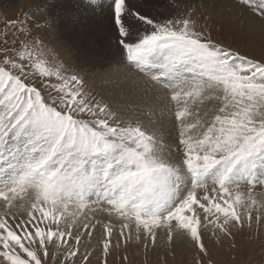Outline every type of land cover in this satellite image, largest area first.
Returning <instances> with one entry per match:
<instances>
[{"label": "snow or ice", "instance_id": "snow-or-ice-1", "mask_svg": "<svg viewBox=\"0 0 264 264\" xmlns=\"http://www.w3.org/2000/svg\"><path fill=\"white\" fill-rule=\"evenodd\" d=\"M230 4L264 31V0ZM170 6L153 16L134 0L85 3L129 69L115 101L28 24L43 10L55 28L58 4L8 21L19 35L0 47V264H90L80 249L97 229L102 264L161 232L186 239L194 264H213L207 239L264 224V55L206 35L194 0Z\"/></svg>", "mask_w": 264, "mask_h": 264}, {"label": "rangeland", "instance_id": "rangeland-1", "mask_svg": "<svg viewBox=\"0 0 264 264\" xmlns=\"http://www.w3.org/2000/svg\"><path fill=\"white\" fill-rule=\"evenodd\" d=\"M86 2L87 0H0V47H4L3 41L7 40V47L11 48L15 36L19 35L16 29L8 25V21L22 20L24 14L36 3H56L59 5L56 12L60 15V20L55 28L47 26L44 20L46 13L43 10L30 16L28 24L31 26L38 24L39 34L44 37L45 44L58 53L60 59L68 66L87 73L85 79L97 93L115 101L116 94L119 95L120 90L127 89L128 85L121 77L119 78L122 80L121 86H115L110 83L112 78L107 75L108 72L117 70L124 64L112 62L111 51L115 47L110 44L113 39L112 33L94 19L93 14L85 7ZM109 2L110 0H97L98 4L104 6ZM134 2L142 11L153 16H169L174 11L170 6L171 0H134ZM194 3L197 6L195 15L198 24L205 29L206 35L210 34L222 45L232 46L242 53L247 52L250 56L264 55V31L259 25H250L246 22L247 17L244 19L234 17L231 8L225 13L219 12L213 0H194ZM223 5L231 7L230 3ZM77 10L79 15H72ZM83 57L87 61L84 66L78 62V59ZM47 60L50 64L56 62L55 56L52 55L47 56ZM127 71L129 70L126 68ZM51 82H55V77L51 78ZM159 127L167 139L170 140L175 135L171 130L170 118L165 119ZM261 191L260 188L256 189L258 199L264 198L259 195ZM100 235L101 230L97 229L92 238L83 237L84 246L81 247L80 254L82 256L91 253L90 264H102L103 258L98 243ZM116 236L117 233L114 232V242ZM206 243L213 264H264V224L257 226L254 222L251 229H246L242 233L237 232L235 239L224 237L219 243L207 239ZM125 256L127 260L124 259ZM195 258L196 250L186 239L175 236L173 242L168 244L166 236L161 232L158 234L155 246L150 242L147 248L144 243L135 241L128 246L121 243L109 255L108 264H194ZM77 264L82 262L78 259Z\"/></svg>", "mask_w": 264, "mask_h": 264}, {"label": "bare ground", "instance_id": "bare-ground-1", "mask_svg": "<svg viewBox=\"0 0 264 264\" xmlns=\"http://www.w3.org/2000/svg\"><path fill=\"white\" fill-rule=\"evenodd\" d=\"M83 1V0H82ZM210 1V0H209ZM214 1V4H216V6H218L216 9L219 11V12H221V13H225L226 12V10L227 9H229V8H231V7H226V6H224L223 5V3H230V1L229 0H225L224 2H220V1H218V0H213ZM105 4V3H104ZM213 4V5H214ZM215 6V5H214ZM212 8V7H211ZM213 10V9H212ZM216 11V10H215ZM227 15V14H226ZM228 16V15H227ZM242 19H244V18H242ZM242 24V23H241ZM73 53V52H72ZM71 54V53H70ZM77 55V54H76ZM111 55H112V62H115V63H120L119 61V54H118V52H117V50H116V48L114 47L113 49H112V51H111ZM72 55H70V57H71ZM75 56V55H74ZM78 57V56H77ZM78 62H81V64L84 66L86 63H87V61L86 60H84V57L82 58V59H78ZM87 67V66H86ZM124 67L125 66H119L118 67V69L117 70H112V71H110V72H108V74L109 73H111V78H112V82H110V83H112L113 85H115V86H121V82H122V80L121 79H119V78H121V77H123V73L124 72H126V68L124 69ZM129 70V69H128ZM128 72V71H127ZM107 77H108V75H107ZM125 85V83H122V85ZM122 88V87H121ZM125 89V88H124ZM117 96H118V93L116 94V96H115V98H117Z\"/></svg>", "mask_w": 264, "mask_h": 264}]
</instances>
